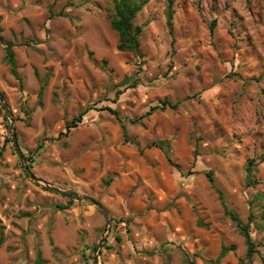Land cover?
<instances>
[{"label":"rangeland","instance_id":"1","mask_svg":"<svg viewBox=\"0 0 264 264\" xmlns=\"http://www.w3.org/2000/svg\"><path fill=\"white\" fill-rule=\"evenodd\" d=\"M111 9L0 0V97L23 156L0 103V264H35L38 252L48 264H264V0H177L172 34L165 0H150L133 21L148 22L142 58L116 49ZM129 77L134 86L121 84ZM165 99L178 108L145 115ZM209 172L226 205L252 218L249 259Z\"/></svg>","mask_w":264,"mask_h":264},{"label":"trees","instance_id":"2","mask_svg":"<svg viewBox=\"0 0 264 264\" xmlns=\"http://www.w3.org/2000/svg\"><path fill=\"white\" fill-rule=\"evenodd\" d=\"M112 2V9L108 12V19H109V25L111 30H113L118 35V44L116 46V49L119 52H126L131 53L132 55L142 58L141 52H140V42H139V35L140 32L148 22H145L144 24L140 26L134 25V19L139 14V12L143 9V7L150 2V0H110ZM177 0H165L166 3V25L169 30V34H172L171 29V21L173 16V6ZM57 16L62 17V14H58ZM1 40V37H0ZM14 44L7 43L5 47V57L4 62L6 65L10 68L11 75L18 80L19 84L21 85V79L16 71V64L14 59V53L12 51V47ZM133 77H129L128 79H125L123 83L126 84V82L129 83V86H134L136 84V79L133 81ZM125 82V83H124ZM130 82H132V85H130ZM120 95V91H117L115 93V97L118 98ZM179 106V102L172 103L171 101L165 99L162 101V103L159 106L152 107L145 115L148 116L152 114L155 110L165 111L166 109L175 110ZM91 110L90 107L85 108L82 112H80L76 117H73L70 122L66 125V133H61L59 137H57L54 140H58L60 136H67L70 131L78 126L82 122L83 116ZM105 110H107L111 115H114L117 119L118 112L106 107ZM121 129L124 137L125 142H130L131 139L128 138L126 133V128L123 124H121ZM162 147L161 143L159 142H152L147 147ZM246 172H247V182L248 184L251 183V178L253 176V161H249L248 165L246 166ZM207 178L211 186L218 192V198L221 201L223 205V212L226 217L230 219L232 224L236 227L237 232L239 235L242 236L244 240V244L246 247L245 257L251 258L254 254H258V251L256 250V244L254 240L252 239L250 235V223L252 222V218L250 217L246 223H243L242 220L239 218V216L231 210L225 203V199L220 191H218L214 185V179L212 177V173H207ZM46 191H52L49 188H44ZM72 201L70 200L68 204L70 205ZM63 206H58L59 209H65L67 208ZM4 242V237L2 234H0V247ZM234 249L233 246L230 247H221L220 254L218 259L224 257L229 251H232ZM35 264H48L43 258L41 253H37ZM185 264H195L193 260L185 259ZM239 264H251L249 261L246 263L243 260L239 261Z\"/></svg>","mask_w":264,"mask_h":264},{"label":"water","instance_id":"3","mask_svg":"<svg viewBox=\"0 0 264 264\" xmlns=\"http://www.w3.org/2000/svg\"><path fill=\"white\" fill-rule=\"evenodd\" d=\"M0 103L4 106L5 111H6V113L8 114L9 119H10V126H11L12 139H13L14 147H15V149H16V151H17V155H18V157H19L21 160H23V156H22L21 152L19 151V147H18V143H17V139H16V130H15L14 126H13V118H12L11 112L9 111L8 107L4 104L3 99H2L1 97H0ZM25 170L29 173V170H28V168H27L26 166H25ZM29 175H30V177H31L34 181H36V182H40V181H41V180H39L38 178H35L32 174L29 173ZM45 188H49V189H51V190L54 191V192H60L58 189L51 188V187H48V186L45 187ZM66 196H67L69 199H73V200H76V201H86V202H89V203H91L92 205L98 207V208L104 213V215L107 216V214L105 213V211L103 210V208H102V207H101V206H100V205H99L94 199H91V198H89V197H85V196H78V195H76L75 193H71V192L67 193ZM101 242H102V240H101L100 243L98 244L97 250L99 249ZM94 264H97V258H96V257L94 258Z\"/></svg>","mask_w":264,"mask_h":264}]
</instances>
